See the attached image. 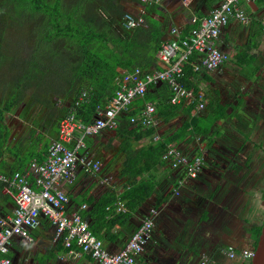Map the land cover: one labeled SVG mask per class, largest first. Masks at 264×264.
I'll return each instance as SVG.
<instances>
[{
    "label": "crops",
    "instance_id": "obj_1",
    "mask_svg": "<svg viewBox=\"0 0 264 264\" xmlns=\"http://www.w3.org/2000/svg\"><path fill=\"white\" fill-rule=\"evenodd\" d=\"M128 2L123 0L126 7ZM222 2L192 0L186 4L184 0H154L160 13L153 16L163 21L168 37L174 27L186 34L193 16L206 15ZM254 2L252 7L241 1L251 17L250 23L231 19L222 28L217 43L230 54V59L217 69L199 73L203 82L198 83L201 87L196 92H203L204 106H194L190 114H198L201 123H211V129L203 135H191L176 146L190 159L205 156L196 177L188 176L186 166H173L161 159L158 169H147L139 177V181L154 180V192L129 211L121 196L130 179L123 168L114 165L116 159L125 155L120 150V139L115 137L116 130H104L87 139V156L101 160L100 172L87 174L79 167L75 180L70 184L64 182L61 187L71 196L70 210H81L90 225L98 222L99 204H106L107 221H102L104 232L100 239L110 252L119 251L142 221L152 216L154 231L137 256L138 264L248 263L239 253L253 249L255 228L264 223V186L260 190L258 181L264 136V0L262 4ZM249 67L253 71L251 76L244 70ZM189 118L188 114L183 123ZM160 119L158 115L155 140L180 127L167 132ZM108 133L105 142L101 136ZM149 138L136 141L132 137L133 147L140 148ZM197 139L203 142L200 147ZM116 142L119 147L115 148ZM112 148L115 151L107 157ZM99 153L106 158L101 159ZM181 179L185 180L182 185ZM84 205L87 207L82 208ZM0 209L12 214L14 200L10 196L1 199ZM32 235V239L12 238L10 254L15 264H99L76 246L72 250L66 248L46 218L32 230ZM230 247L236 252L234 257L227 252Z\"/></svg>",
    "mask_w": 264,
    "mask_h": 264
},
{
    "label": "trees",
    "instance_id": "obj_2",
    "mask_svg": "<svg viewBox=\"0 0 264 264\" xmlns=\"http://www.w3.org/2000/svg\"><path fill=\"white\" fill-rule=\"evenodd\" d=\"M256 1L262 4V0ZM138 2L146 10V25L127 29L122 21L128 11L121 0H0V173L26 172L32 159L46 160L62 118L74 111L83 125L93 121L98 107L114 96L118 79L125 73L137 67L144 71L166 67L158 51L168 38L167 29L153 16L160 13L159 4ZM197 55L192 54L184 64L182 78L195 91L201 87L195 82L198 73L192 65ZM170 96L165 82L145 96L147 101L159 102L161 117L189 114V120L166 137L155 140V125L142 127L131 122V116L143 108L141 100L119 116L115 137L120 139L123 169L130 179L121 200L129 211L151 196L157 185L152 179L139 181V177L147 169H158L170 147L211 129V123H201L198 114H190L193 104L172 103ZM20 109L25 126L16 131L7 118ZM132 137L150 140L135 148ZM3 187L0 182V201L8 196L2 193ZM99 206L97 220L101 223L89 225L98 238L108 215L106 204ZM261 229L262 225L255 228L253 249Z\"/></svg>",
    "mask_w": 264,
    "mask_h": 264
},
{
    "label": "built area",
    "instance_id": "obj_3",
    "mask_svg": "<svg viewBox=\"0 0 264 264\" xmlns=\"http://www.w3.org/2000/svg\"><path fill=\"white\" fill-rule=\"evenodd\" d=\"M184 1L189 4L192 0ZM241 1L223 0L210 13L193 16L192 25L186 34L177 27L172 28L176 36L164 42L158 51L160 61L166 65L164 69L144 71L137 67L125 73L118 79L114 96L106 105L98 107L93 121L83 125L76 119L74 111L62 118L46 160L32 159L26 172L0 173V182L4 184L2 191L15 203L12 214H5L0 209V264H15L10 254L12 238L20 236L32 239V230L37 229L44 218L55 227L56 238L62 239L68 249L72 250L76 246L81 252L90 254L99 264H138L137 256L144 250L154 231V217H146L119 251L110 252L91 231L82 211L70 210L71 196L61 185L64 182L72 183L79 167L87 174L100 172L101 160L87 156V139L104 130L116 129L119 116L136 107L138 100L144 105L139 114L131 116V122L142 127L156 124L159 102L145 100L146 94L154 86L165 82L171 91L169 101L172 103L204 106L201 101L203 92H196L194 88L183 84L184 64L192 54H198L192 65L195 72L201 73L217 69L230 59V54L220 48L217 42L222 28L231 19L250 23L251 17L242 7ZM122 25L127 29L146 25V18L142 14L127 13ZM84 96L85 93L81 98ZM202 157L197 155L190 159L176 146L163 154V159L170 161L173 166H186L187 174L191 176H196L202 168ZM184 181L181 179L179 182L182 185ZM86 207L84 205L82 208ZM227 252L231 257L236 255L232 247ZM253 253L254 249H246L239 254L250 260Z\"/></svg>",
    "mask_w": 264,
    "mask_h": 264
},
{
    "label": "rangeland",
    "instance_id": "obj_4",
    "mask_svg": "<svg viewBox=\"0 0 264 264\" xmlns=\"http://www.w3.org/2000/svg\"><path fill=\"white\" fill-rule=\"evenodd\" d=\"M121 1H123V0H121ZM142 1H144V2H147V1H153L154 2V0H142ZM161 2L162 1H160V4H161ZM128 4V6L126 7L127 8V11H128V13H131V14H133V15H144V16H146V11L144 10L143 11V9L144 8H142V6L143 5H141L139 2H138V0H129V2L127 3ZM129 5L132 7L131 9H129ZM176 35H174L173 33L171 34V36L170 37H168L164 42H166L167 40H171L173 37H175ZM252 69V68H251ZM250 69V67L249 68H246V69H244L245 71H247L248 72V74H249V76H251V74L253 73V71ZM202 76L198 73L197 74V76H196V79H195V82L198 84V83H201V82H203L202 80V78H201ZM20 111H21V109L17 112V114H15V115H10V116H8V122L12 125V127L16 130V131H19V130H21V129H23L24 128V126H25V121L23 120V119H21L20 117H19V114H20ZM158 111H159V109H158ZM159 114L157 113V116H158ZM178 115V116H177ZM177 115H175V116H173V117H171L170 119H166V118H163V117H161V119L160 120H163V121H161V127L163 128V130H165V128H166V131L167 132H171L172 130H175L176 128H178L179 126H181V124L183 123V121L185 120V119H187L188 118V113H185V114H183V113H181V114H177ZM160 116V115H159ZM164 119H166L167 121H165L164 122ZM170 120V121H169ZM160 122V121H159ZM103 132V131H102ZM263 134H261V136H262ZM98 136V135H97ZM96 136V137H97ZM108 136H110V134L108 133V134H105V135H102L101 136V138H105L104 140H105V142H107V140H108ZM97 140H98V137L95 139V141L93 142V146L95 145V148L97 147L96 146V143L95 142H97ZM197 146L199 145V147L203 144V142L201 141V140H198L197 139ZM114 144H116L114 147L116 148V147H119V145L117 144V142L116 143H114ZM261 144H262V148H261V176L259 177V182H260V186H259V188H260V190H262V187L264 186V136H263V138L261 139ZM185 145V144H184ZM115 148H112V150H109V152H110V155L109 156H107V157H111V155H112V152H114L115 151ZM99 157H101V159H103L104 157H105V154H103V153H99V155H98ZM106 158V157H105ZM123 159H124V156L123 155H121L120 156V158H118V159H116L115 161H114V165H115V168H118V166H119V168H123ZM201 159V158H200ZM202 159H205V156L204 157H202ZM103 161V160H102ZM104 163V162H103ZM112 166H113V164H112ZM202 166H203V163H202ZM112 168H114V167H112ZM114 168V169H115ZM187 168V167H186ZM188 170V169H187ZM199 173H197L196 174V176L198 175ZM189 177H196V176H191V175H188ZM234 257V256H233ZM248 261H250V260H248Z\"/></svg>",
    "mask_w": 264,
    "mask_h": 264
},
{
    "label": "water",
    "instance_id": "obj_5",
    "mask_svg": "<svg viewBox=\"0 0 264 264\" xmlns=\"http://www.w3.org/2000/svg\"><path fill=\"white\" fill-rule=\"evenodd\" d=\"M251 6L255 4L254 1L249 2ZM249 264H264V223L262 225L261 234L258 240V244L254 247V253L250 259Z\"/></svg>",
    "mask_w": 264,
    "mask_h": 264
}]
</instances>
